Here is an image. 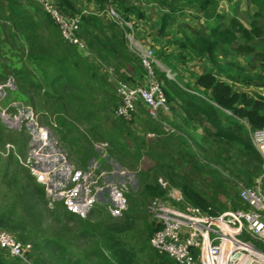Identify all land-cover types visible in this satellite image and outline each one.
Segmentation results:
<instances>
[{"label":"rangeland","instance_id":"374dc122","mask_svg":"<svg viewBox=\"0 0 264 264\" xmlns=\"http://www.w3.org/2000/svg\"><path fill=\"white\" fill-rule=\"evenodd\" d=\"M20 1L38 22L43 41L65 43L60 26L39 1ZM248 1V7L240 1L234 4L233 14H229V8L224 7L221 15L216 8L219 4L216 0H197L196 3L190 0L147 1L150 5L154 4L152 8L160 14L168 13L171 19V25L162 33L161 15L159 37L154 38L149 34L153 43L150 48L155 50V72H163L169 81L181 87L183 85L186 90L198 92L201 98L211 99L210 91L195 87L205 56H196L188 47L187 38L209 35V17L217 12L220 19L217 26L221 29L228 27L234 17L242 26L237 41L222 44L218 51L222 75L230 74L240 81L261 77L264 73V0ZM77 3L86 15H102L100 12L103 7L95 0H77ZM132 3L133 0H128V5ZM116 7L120 11L124 10L118 4ZM193 9L196 12H192ZM104 18L108 23L114 22L110 16ZM113 24L134 55L132 65L141 73L135 74L127 63L126 68L122 67L120 59L106 57L105 53L101 57L96 47H91L89 40L80 33L89 52L74 47L76 56L84 55L94 60L99 69L98 78H91L83 70L81 85L93 97L89 102L87 99V104L96 102L98 110L91 118L74 112L69 114L65 110V117L73 124L67 128L68 125L64 126L60 122L63 120L62 114L59 115L58 110L46 102L47 97L37 90L41 87L44 93L48 87L41 69L28 57L26 38L23 35L17 36L9 23L5 26L0 21V194L6 190V186L7 192L14 193L13 189H9L7 181L2 179V166L9 162L13 154L45 187V206H42L48 210L44 211L46 219L43 228L38 229L42 240L51 246L57 240L61 241L68 249L62 259L54 257L51 264H61L60 260L64 264H104L102 255L97 251L105 249V238L101 233L106 228L116 231L130 245L146 244L150 247L152 239L149 240L147 226L157 222L160 212L157 209L156 214L150 212L155 200L145 191L144 180L154 184L157 182L167 189V197L162 200L166 207L182 208L187 212L188 200L182 188L170 182L166 172L159 166V160L173 164L179 173L210 199L217 187L225 184L226 192L215 199L217 205L224 207V215H230L239 206L245 207L239 196L238 185H253L262 172L264 160L258 161L254 156L247 155L241 145L215 142L209 149V145L202 140L207 135L205 126L209 124L195 120L185 125L181 110L174 111L166 95L172 112L171 117L166 118L174 127L173 132L166 131L141 101L137 103L131 119L120 116L116 112L123 100L119 82L138 86L145 85L147 81L148 73L141 52L146 47L141 48L137 40H142L139 31H149L146 27L138 30L134 25V41L138 44L136 48L137 45L125 36L124 30L117 23ZM92 36H96L94 40L104 39L102 32L97 29ZM74 66L76 72L80 73L83 66ZM18 70L30 72L36 87L30 86L29 79H20ZM159 82L163 88L164 81L159 79ZM220 116L227 122L226 125H232L239 134L250 135L248 127L251 125L247 120H238L233 114L223 112ZM45 132L49 138L42 143V133ZM71 215L74 217L71 218ZM129 216L133 218L132 221L127 219ZM124 221H129V224H122ZM90 223L95 224L97 229L86 235L84 233ZM214 226L221 230V225ZM126 227L129 229L125 231L123 228ZM222 233L229 235L226 229ZM29 243L32 245L29 253L34 257L28 255L29 259L43 264L37 255L40 253L44 259H48V252L42 255V250H35L34 243ZM259 244L255 243V247L264 253ZM145 252L141 254V264H161L149 255L148 250ZM0 256L6 262L20 261L13 258L5 248H0Z\"/></svg>","mask_w":264,"mask_h":264},{"label":"trees","instance_id":"16d2710c","mask_svg":"<svg viewBox=\"0 0 264 264\" xmlns=\"http://www.w3.org/2000/svg\"><path fill=\"white\" fill-rule=\"evenodd\" d=\"M55 1L56 6L64 14L81 16L78 29V31L81 32H79V34H84V37L89 40V45L94 48L96 47L101 57H103V53H105L106 57L120 59V61L123 62L122 67L126 68V63L132 65L134 62V55L130 52L125 39L116 31L113 24L114 22L108 23L105 18L96 14L86 15L80 10L77 0ZM96 1L101 4H108L109 2H113L116 6L118 4L120 7L124 8L123 11L121 10L124 15L134 8L128 5V0ZM191 1L196 3L197 0ZM0 3L2 4L0 21L2 20L5 26L9 23L12 28L15 29L14 31L17 33V36L23 35L26 38L28 42L26 46L28 57L30 56L41 69L44 82L46 87H48L45 88L44 93L41 92V87L37 88V90H39L41 95L47 97L46 102H48L53 109H57L59 115L62 114L61 118H63V120H60L61 124L64 126L68 125L67 128H71L73 125L68 122L65 117V110L69 114L74 112L83 114L88 118L96 115L98 106L96 102L91 105H89L90 103L87 104V99L89 102V99L93 97L88 89L81 85L84 79L82 78L83 70L85 74L91 78L99 77V69L96 62L92 59H87L84 55H82V57H77L74 48L77 46L66 40H64L65 43L62 41H43L39 32L38 22L35 21L22 1L0 0ZM111 24L112 26H110ZM170 25L171 19L167 13L163 15L162 33H165L167 27ZM110 28L112 30H110ZM239 28H242L241 23L233 19L231 28L223 30L213 28L210 36L188 37V47L193 50L196 56L207 57L216 68L222 70L218 51L222 44H233L237 41ZM96 29L102 32L104 39L94 40L96 36L94 37L92 35ZM99 46L101 49H99ZM87 51L88 48L85 50V53ZM75 64L83 66H81L82 70L80 73L76 72ZM157 73L160 81H164L163 91L171 108L174 109V111L181 110V116L185 125H190V123L195 120L201 122L206 121L209 124V126H205L207 135L202 137L203 142L209 145V149L215 142H230L235 145L243 146V152L247 155L254 156L258 161L263 159L254 147L250 135H241L232 125L224 124L221 121L220 113L223 112V114H225L226 110L231 111L240 119L247 120L254 130L264 128V103L255 100L245 92L239 91L238 88L239 85L264 88V73L261 77H249L248 79L240 81L230 74L227 76H218L212 72H205L198 77L197 84L199 88L211 92V99L201 98L200 95L194 94L177 85L175 82L169 81L167 75L163 72L157 71ZM17 75L22 80L29 79L30 86L36 87L31 73L27 70H18ZM85 145L86 144H84V147ZM208 154L215 159L214 155L209 153V151ZM217 156L216 154V157ZM216 161L218 160L216 159ZM196 162H198V160H196ZM159 166L166 172V175L174 186L182 188L184 196L191 205L210 214L220 215L223 213L224 207L217 205L215 199L218 195L226 192L227 188L225 184L223 187H217V191H215L212 199H210L197 189L195 184L186 176L179 173L170 162L159 160ZM2 169V179L7 181L9 189H13L14 193L11 194L7 192L8 189L6 186V190L0 194V199L2 200L0 203V227L13 233L21 242H33L34 249L42 250V255L48 252V259H44V256L42 257L40 253L37 255L41 258L43 264H51V260H53L54 257V259L57 257L62 259L68 251L67 247L58 240L52 246L45 244L38 230L43 228V221L46 219L44 211L47 212L48 210L47 207H44V198L46 196L45 187L38 182L36 177L33 176L28 169L21 165L13 154L9 158V162L2 166ZM143 186L145 191L152 197V200L166 199L168 192L162 184L157 182L154 184L144 180ZM43 204L44 206H42ZM70 217L73 218L74 215ZM127 219L132 221L133 218L129 216ZM129 221H126V223L124 221L122 224H129ZM156 221L154 225L147 226L149 240L154 237L157 231L164 227L162 222ZM96 229L95 224L90 223L84 234L89 235V232H95L94 230ZM123 229L126 231L129 227ZM116 233V231H111L107 228L105 232L101 233L104 234L105 249H101V251L99 250L97 253L102 255L101 257L104 259V264H141V254L146 253L145 250H148L149 255L152 256L154 260H158L161 264H179L168 254L156 251L152 244L150 247L146 244L133 246L130 245L128 241L119 237ZM259 245L264 251V243H260ZM29 255L32 257L31 253H29ZM59 262L64 264L62 260ZM0 264L23 263L13 260L6 262L3 257L0 256Z\"/></svg>","mask_w":264,"mask_h":264},{"label":"built area","instance_id":"2783aa9c","mask_svg":"<svg viewBox=\"0 0 264 264\" xmlns=\"http://www.w3.org/2000/svg\"><path fill=\"white\" fill-rule=\"evenodd\" d=\"M53 17L61 28L63 37L81 50H87L86 44L79 34L81 16L64 14L55 0H37ZM107 15L121 26L126 36L138 48L134 41V23L127 19L113 2L108 3ZM143 62L148 73L145 85L132 86L119 82V92L123 100L117 113L128 119L138 102H143L154 119L161 122L164 129L173 132L174 127L166 117H171L170 105L155 72V50H141ZM226 114H233L226 110ZM234 115V114H233ZM236 116V115H234ZM237 117V116H236ZM238 120H243L237 117ZM252 143L264 160V128L254 130L249 126ZM49 135L42 133V143L47 142ZM239 196L245 207L236 208L230 215H214L187 205V212L182 208H168L164 201L156 199L151 205V212L159 213L158 221L164 227L152 238V246L159 253L168 254L179 264H264V253L259 251L255 243H264V162L262 172L253 185L239 183ZM156 214V213H155ZM221 225V230L214 225ZM226 229L228 234L222 233ZM0 248H5L10 255L24 264H37L29 259L32 248L17 237L0 227Z\"/></svg>","mask_w":264,"mask_h":264},{"label":"crops","instance_id":"0c3cea01","mask_svg":"<svg viewBox=\"0 0 264 264\" xmlns=\"http://www.w3.org/2000/svg\"><path fill=\"white\" fill-rule=\"evenodd\" d=\"M147 1H150V0H133V3H132L133 5H131V6L134 7V8L132 10H130L129 12L126 13V16L128 18L133 19V21L132 20L131 21L133 23H135L134 25L136 26V28L138 30H140L143 27H146L148 29V31H149L147 33H145V31H143V30L139 31V33H142V37H141L142 40H141V42H138V40H137V43L139 44V46H141V48H145V47L146 48H150V45L153 44L152 43V40H151L152 37H150L149 34L151 36H154V38L159 37L160 27H161L160 16L161 15L163 16V14H160L157 11V9H153L152 8V6H154V4L153 5H150V4L147 3ZM216 1L219 2V4L217 5L216 8L218 9L220 15H221V12H223V8L224 7L225 8H229V11H228L229 14H233L234 11H235L234 4H236L239 1L242 2L244 5H246V7H248V5L250 4L248 0H230V6L228 7V2H229L228 0H216ZM190 2L191 3H195V2H192L191 0H190ZM97 3L99 4L100 7L101 6L103 7L102 8L103 10L100 12V13H102L101 17H103V18H104V16L108 17L109 15L107 16V13H106L107 12L106 9L108 7V4H101L99 2H97ZM257 8L258 7L256 6V9L255 10H257ZM192 12H196V11L193 9ZM200 17H202V16H199V18ZM209 18H210V21H211L210 22V29L211 30L213 28L221 29L220 26H217L218 25V21L220 20L219 19V15H218L217 12H216L215 15L210 16ZM203 19L205 21H208L205 16H203ZM233 19H236V17H234V18H232L230 20L229 25L226 28H231L232 27V21H233ZM261 21L263 22V19H261ZM230 23H231V25H230ZM214 26H216V27H214ZM226 28H224V29H226ZM222 30H223V28H222ZM123 33L125 34V31ZM125 36H126V34H125ZM204 36H210V34L209 35H204ZM263 49H264V46H263ZM204 58H205V63H203L202 66H201L203 68H202V70H200V75L203 74V73H205V72H212V73H215L218 76H222V72H221L222 70H219L218 68H216L208 60V58H207V60H206V57H204ZM221 67H222V65H221ZM129 69L131 71H133L135 74L138 73V72H140V71H138V69L136 67H134V65H131V67H129ZM138 74H140V73H138ZM198 77H197L196 80H198ZM182 87H184V86L182 85ZM195 87L196 88H199L197 82L195 83ZM199 89H201V88H199ZM190 92H192L194 94H197V95H200L198 92H193V91H190ZM220 118H221V116H220ZM221 121L224 124H227V122H224V120L222 118H221Z\"/></svg>","mask_w":264,"mask_h":264},{"label":"water","instance_id":"95a60500","mask_svg":"<svg viewBox=\"0 0 264 264\" xmlns=\"http://www.w3.org/2000/svg\"><path fill=\"white\" fill-rule=\"evenodd\" d=\"M238 88L239 91L245 92L249 94L251 97H253L255 100L264 103V88H259L256 86H245V85H239Z\"/></svg>","mask_w":264,"mask_h":264}]
</instances>
